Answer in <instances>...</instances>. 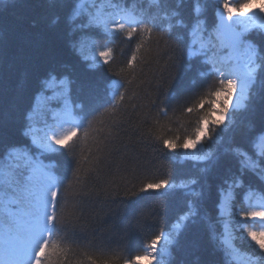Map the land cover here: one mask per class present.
<instances>
[{
    "label": "trees",
    "instance_id": "trees-1",
    "mask_svg": "<svg viewBox=\"0 0 264 264\" xmlns=\"http://www.w3.org/2000/svg\"><path fill=\"white\" fill-rule=\"evenodd\" d=\"M113 2L137 13L159 11L150 0ZM202 3L205 8L202 18L211 29L219 0H202ZM73 5L74 0H0V155L9 146H28L34 155L39 154L24 133L41 81L50 68L67 66L65 71L76 80L77 88L85 89L73 92V99L84 104L81 113L87 116L84 128L70 142V148L40 156L62 184L57 197L61 205L58 217L64 215L66 221H71L60 224L62 231L57 241L64 251L54 259L57 264H92V260L101 264L119 256L118 264H123L124 259L143 254L144 246L162 231L171 230L188 210L189 201H195L198 212L195 223L189 222L179 242L170 246L166 264H228L218 244L224 228L217 205L220 189L226 187L229 167L232 172L236 170L235 161L222 158L204 173L201 171L204 164L186 158L179 148L173 151L164 148L157 139L177 135L182 139L186 132L190 134L196 114L185 110L209 84H215V77L204 79L198 75L203 67L198 60L188 67L186 44L176 42L177 36L187 41V30L174 28L172 39L154 31L134 67L129 69L128 60L139 33L131 41L123 33L105 34L99 29L70 36L67 17ZM162 7L169 11L177 9V0H166ZM178 11L179 18L191 25L193 0H181ZM81 35L95 40L98 47H111L110 63L101 62L90 68V62L71 47V41ZM248 39L264 51V31L253 30ZM113 80L123 82L127 91L125 100L114 113H109L105 109L111 101L109 85ZM128 80L132 83L128 84ZM89 88L94 98L86 95ZM248 103V109L237 114L236 130L229 135L250 150L242 133L249 128L253 133L264 130V78L257 80ZM41 121L37 116L38 126ZM88 121H92L91 127ZM216 147L213 145V150ZM77 168L79 181L74 175ZM192 177L201 178V184L195 186L199 192L203 185L200 198L171 186L140 191L144 185L160 180H168L171 185ZM249 190L259 195L264 190V181L248 175L244 187L235 192L231 221L237 237L240 235L237 213L250 210L245 199ZM243 223L259 230L261 222ZM163 243L162 240L158 247ZM234 243L241 252L252 254L257 264H264V254L250 241L237 239Z\"/></svg>",
    "mask_w": 264,
    "mask_h": 264
},
{
    "label": "snow or ice",
    "instance_id": "snow-or-ice-1",
    "mask_svg": "<svg viewBox=\"0 0 264 264\" xmlns=\"http://www.w3.org/2000/svg\"><path fill=\"white\" fill-rule=\"evenodd\" d=\"M165 2L150 0V4L159 11L145 14L144 11L137 13L123 7L113 0H100L99 3L97 0H74L67 17L69 35L99 29L105 34L123 33L125 39L131 41L139 33L135 50L127 64L132 69L154 31L167 34L172 39L174 28L187 30V41L177 36L176 42L186 44L188 67H192L193 60H198L203 66L198 70V75L204 79L215 77V84H209L195 103L185 110L189 114H196L190 134L186 132L182 139L179 135L167 138L158 136L157 139L164 148L170 151L179 148L186 158L204 164L205 167L201 169L204 173L222 158L235 161V172L229 167L230 174L224 181L226 187L220 189L217 207L221 210L224 231L218 237V244L228 264H257L252 254L241 252L234 242L247 239L259 249L260 254H264V190L259 195L253 190L247 192L245 199L250 210L237 213L239 237L233 230L231 216L235 192L244 187L245 177L252 175L264 181V130L253 133V129L249 128L242 133L250 144V150L236 143L229 134L236 130L237 114L248 109L257 80L264 78V51L248 39V34L253 30L264 31V0H240L238 3L219 0L216 21L211 29L202 18L205 11L202 0H193L194 19L191 25L179 18L181 0H177V9L170 11L162 7ZM254 3L258 5L259 15L253 7ZM78 20L81 22L77 23ZM71 47L83 60L90 62V68L101 62L109 64L113 58L111 47H98L95 40L85 35L72 40ZM66 67L53 66L48 70L28 117L24 134L39 154L34 155L28 146H9L0 155V208L3 209L0 220V264H57L54 257L64 251L57 236L62 231L60 224H70L71 221H66L64 215L58 217L61 205L57 197L62 184L51 166L40 156L70 148V142L84 128V121L87 120V116L81 115L84 104L73 99L74 89L81 92L85 89L82 86L77 88L76 80L70 72L65 71ZM127 83L131 84L132 80ZM109 88L111 101L105 111L114 113L125 100L127 89L123 82L117 80L111 81ZM86 95L94 98L93 90L87 89ZM37 116L42 118L41 126L37 125ZM91 124L92 121H88L89 127ZM84 138L88 139L87 129L84 130ZM213 145L217 146L215 150ZM221 146H224L222 152ZM79 171L77 168L74 173L77 181L80 179L77 175ZM197 184H201L200 177L171 185L168 180H160L144 185L140 191L171 186L200 198L203 196V185L198 192ZM195 206V201H189L188 210L178 218L171 230L167 233L162 231L144 246L143 254L124 259L123 264H141L143 261L166 264L170 246L179 242L189 222L195 223L194 218L198 215ZM249 220L261 222L259 230L243 223ZM162 240L163 246L158 247ZM118 261L119 256H114L101 264H118ZM92 264L97 262L92 260Z\"/></svg>",
    "mask_w": 264,
    "mask_h": 264
},
{
    "label": "rangeland",
    "instance_id": "rangeland-1",
    "mask_svg": "<svg viewBox=\"0 0 264 264\" xmlns=\"http://www.w3.org/2000/svg\"><path fill=\"white\" fill-rule=\"evenodd\" d=\"M233 2H234V3H238V2H240V0H233ZM253 7L257 9V15H259V11H258V5H257V3H254V4H253ZM2 218H3V209L0 208V220H2Z\"/></svg>",
    "mask_w": 264,
    "mask_h": 264
},
{
    "label": "water",
    "instance_id": "water-1",
    "mask_svg": "<svg viewBox=\"0 0 264 264\" xmlns=\"http://www.w3.org/2000/svg\"><path fill=\"white\" fill-rule=\"evenodd\" d=\"M215 16H216V14H215Z\"/></svg>",
    "mask_w": 264,
    "mask_h": 264
}]
</instances>
